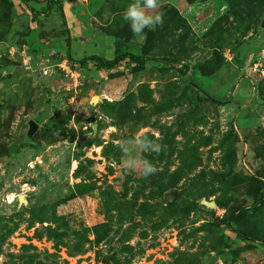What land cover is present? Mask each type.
Segmentation results:
<instances>
[{
	"label": "rangeland",
	"instance_id": "1",
	"mask_svg": "<svg viewBox=\"0 0 264 264\" xmlns=\"http://www.w3.org/2000/svg\"><path fill=\"white\" fill-rule=\"evenodd\" d=\"M131 2L0 0V264H264V0Z\"/></svg>",
	"mask_w": 264,
	"mask_h": 264
},
{
	"label": "clouds",
	"instance_id": "2",
	"mask_svg": "<svg viewBox=\"0 0 264 264\" xmlns=\"http://www.w3.org/2000/svg\"><path fill=\"white\" fill-rule=\"evenodd\" d=\"M160 6V0H132L122 14L123 19L129 23L135 36H144L145 29L155 31L158 26H163L164 14L157 11ZM130 143L144 153L159 154L163 150L159 142L147 135H135L131 140L121 141V150L127 152ZM124 167L129 173H136L142 178H148L158 171L157 166L145 158L130 157L124 162Z\"/></svg>",
	"mask_w": 264,
	"mask_h": 264
},
{
	"label": "trees",
	"instance_id": "3",
	"mask_svg": "<svg viewBox=\"0 0 264 264\" xmlns=\"http://www.w3.org/2000/svg\"><path fill=\"white\" fill-rule=\"evenodd\" d=\"M62 8V5H60ZM38 13V12H35ZM63 13V10H62ZM68 46H70V40L68 39ZM127 57L134 61H139L142 59L140 55H135V54H120L112 59H106L101 57L100 55H89L85 56L81 59H78L76 62L79 64H85L87 61H92L96 65L98 69H111L114 68L116 65H118L121 61L125 60ZM231 98V97H230ZM241 234H246V233H241ZM247 236V235H245Z\"/></svg>",
	"mask_w": 264,
	"mask_h": 264
},
{
	"label": "water",
	"instance_id": "4",
	"mask_svg": "<svg viewBox=\"0 0 264 264\" xmlns=\"http://www.w3.org/2000/svg\"><path fill=\"white\" fill-rule=\"evenodd\" d=\"M261 25L264 26V19H262ZM93 101L96 102V101H97V98L94 97V98H93ZM93 127H94V129H96V124H95V123H94ZM37 128H38V123L35 122L34 120H31V121L29 122L28 136L31 137V136L34 134V132L36 131ZM23 199H24L23 195H20V196H19V201H20V203H21L22 201H24ZM201 202H202L204 205H206L207 207H215V206H216L215 201H213V200H207L206 198H203ZM213 261H214V258H213L210 262L212 263Z\"/></svg>",
	"mask_w": 264,
	"mask_h": 264
},
{
	"label": "bare ground",
	"instance_id": "5",
	"mask_svg": "<svg viewBox=\"0 0 264 264\" xmlns=\"http://www.w3.org/2000/svg\"><path fill=\"white\" fill-rule=\"evenodd\" d=\"M24 200V199H23Z\"/></svg>",
	"mask_w": 264,
	"mask_h": 264
}]
</instances>
